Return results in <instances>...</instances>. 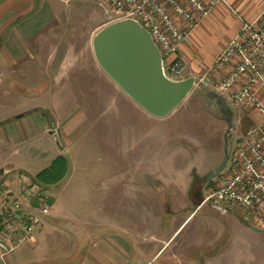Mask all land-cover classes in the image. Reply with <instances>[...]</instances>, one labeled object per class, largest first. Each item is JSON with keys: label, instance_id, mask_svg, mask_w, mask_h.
<instances>
[{"label": "crops", "instance_id": "obj_1", "mask_svg": "<svg viewBox=\"0 0 264 264\" xmlns=\"http://www.w3.org/2000/svg\"><path fill=\"white\" fill-rule=\"evenodd\" d=\"M73 1L0 0V197L2 182L11 181L15 175L12 173L3 179V168L28 175L27 170L16 164L14 154L18 152L17 142L26 145L31 140L24 121L32 113H38L42 120L47 113L52 126L48 133L56 135L61 130L66 139V145L46 147L43 157L34 160L32 165L44 162V170L57 157H64L68 173L55 187H66L76 179L70 171L75 141L70 136L86 122L90 113L80 111L77 100L85 99L90 106L92 99L97 101L104 96L118 103L122 98L123 104L129 99L104 74L93 54L92 38L107 25L105 2L97 1L98 20L90 32H83L70 12ZM242 21H257L264 27V0L219 2L212 12L198 20L179 46L177 55L193 73L202 74L214 64ZM174 22L181 27L175 17ZM231 68L229 64L222 73L214 74V79L219 80ZM256 94L264 105V82ZM47 95L49 104L16 110V98L25 104L28 98L36 100ZM258 116L246 115L247 122L260 121ZM16 129L22 136L16 138L13 134ZM138 140L139 143L136 140L129 148L124 141L121 146L124 159L132 150H138L141 139ZM151 160L157 162L153 157ZM147 161L149 166L144 167L136 160L129 172L125 168L105 178L107 183L101 187L92 184L95 180L86 176V194L91 198L87 209L52 205L50 215L43 218L30 242L11 252H5L0 246V264H223L222 252L214 249L216 241L200 237V226L195 229L199 234L192 243L188 237L175 242L204 203H192L189 190L179 193L186 204L176 202L170 185V153L162 158L165 173L159 172V163L153 167ZM192 205L188 215L177 223L180 214Z\"/></svg>", "mask_w": 264, "mask_h": 264}, {"label": "rangeland", "instance_id": "obj_2", "mask_svg": "<svg viewBox=\"0 0 264 264\" xmlns=\"http://www.w3.org/2000/svg\"><path fill=\"white\" fill-rule=\"evenodd\" d=\"M97 1L101 0L72 2L70 12L76 24L82 26L83 32H90L98 20L100 8ZM210 70L211 67L203 70L202 74H196L186 67L185 78L192 77L195 84L168 119H150L129 99L123 104L122 98L118 103L112 97L104 96L97 101L92 99L88 106L85 99L79 98L77 105L80 111L89 110L90 113L87 114L86 122L70 136L72 141L75 140L70 171L76 179L69 182L66 187L59 185L48 187L53 201L51 206L66 208H70L71 205L84 206L80 208L86 210L91 200L86 194L87 183L84 181L86 176L95 180L92 184L96 183L97 187H101L102 183H107L104 181L105 178L122 172L125 168L129 172L135 167L136 160L142 162L144 167L149 166L147 160L152 162L151 157L157 160L152 162L153 167L159 163V172L165 173L162 158L169 153L172 159L169 171L172 179L170 185L176 202L182 205L183 198L179 193L184 190L190 191L189 199L192 203L197 204L202 201L210 192L209 184L214 182L212 180L205 184L204 179L221 163L223 157L229 154L238 132H243L253 125L247 122L249 119L244 111L238 115L228 101L232 112V124L225 125L219 120L221 114L213 100V96H220L214 90L218 80L211 76ZM49 99L48 95L36 100L28 98L25 104H20V99L16 98L15 103L18 105L16 110L41 107L49 104ZM43 117L44 120L35 112L24 121L25 128L28 126L30 130L31 140L26 145L17 142L15 146L18 149L16 155L14 154L15 162L19 167L27 170L29 176L45 167L44 162L33 165L32 162L43 157L46 147L58 148L61 144L66 145L61 130L56 137L48 133L52 127L49 124V115L45 113ZM238 121H240L239 128L236 127ZM13 134L16 138L22 136L21 132L20 135L18 134L17 129ZM134 137H137V143H139L138 139H141V145H138V150L128 153L124 159L121 146L125 141L129 148L136 141ZM229 168L230 161L220 173L221 177L228 174ZM32 176L30 178L33 179ZM10 180V188L17 192L19 183L16 176L14 175ZM159 189L161 190L162 186ZM79 191L83 192L82 195L77 194ZM214 206L212 201L202 204L195 212L198 214L190 219L191 221L186 222L187 224L190 221L185 224V229L175 242L182 237H188L192 243L199 234L195 233V229L200 226V237L207 240L213 238L216 241L214 249L222 252L223 264H264V231L259 225L252 219L218 211ZM193 207L194 205L187 207L178 217L177 223L182 221Z\"/></svg>", "mask_w": 264, "mask_h": 264}, {"label": "built area", "instance_id": "obj_3", "mask_svg": "<svg viewBox=\"0 0 264 264\" xmlns=\"http://www.w3.org/2000/svg\"><path fill=\"white\" fill-rule=\"evenodd\" d=\"M103 1L107 6V24L121 20L139 23L161 54L164 77L178 82L185 78L187 67L177 55L179 46L198 20L223 0ZM229 64L232 68L214 87L216 94L228 101L238 115L242 111L245 115L256 113L260 121L238 132L228 154V174L214 179L202 202L212 201L218 211L252 219L264 231V105L256 94L264 82V27L257 21H242L238 32L216 57L211 76L219 75ZM239 124L240 121L237 128ZM12 173L15 171L8 168L1 170L3 179ZM15 176L19 183L17 192L6 179L0 197V246L5 252L30 242L52 208L47 186L26 174L17 172Z\"/></svg>", "mask_w": 264, "mask_h": 264}, {"label": "water", "instance_id": "obj_4", "mask_svg": "<svg viewBox=\"0 0 264 264\" xmlns=\"http://www.w3.org/2000/svg\"><path fill=\"white\" fill-rule=\"evenodd\" d=\"M92 49L104 74L153 118L163 119L171 114L195 84L192 77L178 82L164 77L158 48L150 34L135 21L121 20L107 24L93 36ZM216 98L225 102L221 96L216 95ZM227 160L225 155L206 182L220 175Z\"/></svg>", "mask_w": 264, "mask_h": 264}, {"label": "trees", "instance_id": "obj_5", "mask_svg": "<svg viewBox=\"0 0 264 264\" xmlns=\"http://www.w3.org/2000/svg\"><path fill=\"white\" fill-rule=\"evenodd\" d=\"M68 173V163L62 156L52 161L50 166L33 177L34 181L47 187L60 183Z\"/></svg>", "mask_w": 264, "mask_h": 264}, {"label": "flooded vegetation", "instance_id": "obj_6", "mask_svg": "<svg viewBox=\"0 0 264 264\" xmlns=\"http://www.w3.org/2000/svg\"><path fill=\"white\" fill-rule=\"evenodd\" d=\"M213 100H214V102H216L217 109H218L219 113L221 114L219 120L222 121V122H224L225 125H231L232 124V112H231L230 106L227 103V101L226 100H225V102L219 101L216 98V95L213 96ZM227 156H228V154H227ZM228 160H229V157H228ZM228 160H227L226 165L228 164ZM204 182H205V184H207L210 181L209 182H206V179H204Z\"/></svg>", "mask_w": 264, "mask_h": 264}]
</instances>
